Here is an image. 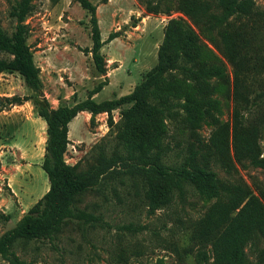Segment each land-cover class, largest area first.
I'll return each mask as SVG.
<instances>
[{"label":"rangeland","instance_id":"obj_1","mask_svg":"<svg viewBox=\"0 0 264 264\" xmlns=\"http://www.w3.org/2000/svg\"><path fill=\"white\" fill-rule=\"evenodd\" d=\"M88 1L95 6L101 39L117 34L100 49L103 73L88 51L87 10L77 0L31 1L26 42L51 108L82 102L105 79L92 95L96 102L132 92L157 63L171 22L194 30L200 40L197 60L220 65L223 73L196 81L171 65L145 96L147 103L168 110L148 117H131V103L110 111H78L68 123L65 163L80 172L95 165L101 154L116 159L102 182L74 201L75 207L100 216L102 223L82 226L74 220L52 239H17L0 254V264H13L15 258L21 264H197L196 244L185 255L175 245H190L191 230L205 220L215 198L188 180L182 181V195L170 181L157 184L143 159L165 148L160 161L168 169L182 163L191 149L202 148L198 158L206 157L218 178L239 185L247 197L255 196L264 205V171L240 153L248 147L264 154V0H251L252 17L246 24L234 20V27L243 26L244 36H252L251 47L242 42L235 47L234 60L224 53L217 29L193 21L176 0ZM14 2L0 0V26L8 34L15 25L9 14ZM172 40L170 55L188 66L181 39L176 34ZM0 57L9 56L0 52ZM13 96L28 100L10 103ZM36 97L17 72H0V236L49 187L41 168L46 123L36 114ZM208 99L215 105L189 118V101ZM235 115L240 118L236 125ZM228 158L229 171L223 167ZM263 249L264 229L244 246L246 263L257 262Z\"/></svg>","mask_w":264,"mask_h":264},{"label":"trees","instance_id":"obj_2","mask_svg":"<svg viewBox=\"0 0 264 264\" xmlns=\"http://www.w3.org/2000/svg\"><path fill=\"white\" fill-rule=\"evenodd\" d=\"M32 0H15L11 5L10 16L15 19V25L10 34L0 26V52L7 54L8 58L0 57V72H17L24 80L26 86L35 95L34 106L36 114L46 123L44 155L41 168L47 176L48 190L22 215L14 227L0 236V254H5L17 239L38 240L52 239L62 228L74 220L82 226L102 223L100 216L94 215L74 206L76 197L88 189L98 186L103 178L115 165L116 159H106L101 154L97 163L84 171L76 172L66 164L63 158L68 142V123L82 109L92 112L111 110L123 103H131L129 113L131 117H148L168 110L166 106L149 104L145 101L146 92L163 73L171 66L181 69L189 78L203 81L208 77H220L222 66L211 65L203 60H197L200 54V40L197 34L189 27H174L171 22L165 33L164 42L159 47L157 63L146 73L144 81L137 84L133 91L122 95L115 100L96 102L92 95L98 92L106 79L100 81L89 93L88 97L75 105H59L53 109L41 92L39 69L33 60L30 46L27 44L29 32L25 22ZM90 14L91 47L88 50L95 68L103 73L104 57L100 49L104 42L116 37L110 33L106 40H102L98 22L95 16V6L88 0H77ZM178 8L187 14L193 21L202 23L209 29H217L223 51L232 60L237 58L236 49L241 46L251 47V35L243 31V26L234 27V22L241 18L252 17L251 0H176ZM235 20V21H234ZM181 39L182 48L186 51V66L178 63V56L172 57L171 44L173 37ZM249 34V31H248ZM236 47V49H235ZM258 60H255V63ZM28 98L13 96L10 103L21 104ZM215 102L211 99L202 102H191L186 105L189 118L196 119L197 114L205 106L212 108ZM235 125L240 118L235 115ZM235 129V126H234ZM165 148L153 156H146L143 165H149L157 184L170 181L172 186L183 193V180L200 184L202 189L215 198L214 206L207 212L205 220L198 222L189 235L190 245L178 248L187 254L193 244L196 248L197 264H261L264 258V249L257 262L246 263L243 257L244 246L256 234L264 229V205L255 196H246L244 190L236 184L227 183L217 177L212 171L210 162L206 157L198 158L203 154L202 148L191 149L190 153L179 165L166 168L161 163V156ZM210 151V150H208ZM207 151V152H208ZM249 162L264 171V154L254 153L251 148L240 149ZM218 152H216V155ZM209 155V154H208ZM206 156V153H205ZM231 160L224 161L223 167L229 171ZM163 198V196H162ZM189 241V240H188ZM212 259V261H210ZM13 264H21L16 258Z\"/></svg>","mask_w":264,"mask_h":264}]
</instances>
